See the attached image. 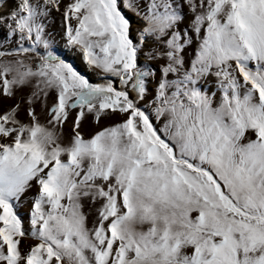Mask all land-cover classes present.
Segmentation results:
<instances>
[{"label":"snow or ice","instance_id":"obj_1","mask_svg":"<svg viewBox=\"0 0 264 264\" xmlns=\"http://www.w3.org/2000/svg\"><path fill=\"white\" fill-rule=\"evenodd\" d=\"M0 264H264V0H0Z\"/></svg>","mask_w":264,"mask_h":264}]
</instances>
